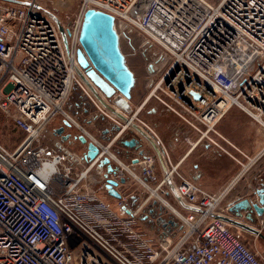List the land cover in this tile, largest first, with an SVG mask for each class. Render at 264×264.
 Instances as JSON below:
<instances>
[{
	"label": "built area",
	"instance_id": "obj_1",
	"mask_svg": "<svg viewBox=\"0 0 264 264\" xmlns=\"http://www.w3.org/2000/svg\"><path fill=\"white\" fill-rule=\"evenodd\" d=\"M16 1L0 0V111L24 135L13 150L0 144V264H264L233 227L215 218L220 196L181 176L166 152L167 172L150 186V159L139 162L140 177L109 151L110 143L97 142L65 111L75 88L93 102L76 64L84 13L93 9L160 48L164 69L145 102L155 98L198 140L218 147L214 138L224 139L216 127L232 108L264 129V0H78L72 22L60 21L41 0ZM56 118L98 148L92 161L62 140L42 141ZM104 156L118 165L114 179L128 176L142 184L144 195L134 206L122 197L115 210L89 188ZM174 177L175 197L191 211L164 199ZM152 201L171 207L176 238L167 227L151 237L137 225Z\"/></svg>",
	"mask_w": 264,
	"mask_h": 264
},
{
	"label": "rangeland",
	"instance_id": "obj_2",
	"mask_svg": "<svg viewBox=\"0 0 264 264\" xmlns=\"http://www.w3.org/2000/svg\"><path fill=\"white\" fill-rule=\"evenodd\" d=\"M41 4H43L44 7H46L62 22H64L66 18L71 22L74 21L79 12L78 0H41ZM115 29L119 36V47L122 54L124 55L125 63L134 75L135 82L131 91V99L129 103L132 110L137 113L138 119L145 123L147 126L151 127L153 130V127L161 128V126L168 124V121L170 119L175 120L177 123H181L173 113L167 111L165 107L155 98L151 97L145 102L152 88L161 79V75L163 72L162 70L164 69L163 66L165 60L162 57L160 48L149 41L146 36H144L140 31L131 26L125 25L120 21H117L115 23ZM21 60L24 61V57H22ZM88 94L93 100L94 104L88 97L83 95L78 88H75L67 101L65 111L70 114L75 122L78 125L82 126L91 135L92 138H94L100 144H105L104 141L99 137V131L104 127V125H107L109 123L108 120L110 114H108L103 109L104 107L99 103V101L92 95L90 91ZM81 96H83V98ZM78 98L79 100H77ZM100 110L109 115L108 119H106L103 123H101L99 119L101 115H104L100 112ZM227 114L228 117H226V115L224 119H222L223 121L221 120L219 122L216 130H218V128L220 127L223 131L227 132L229 136L223 135L226 139H242L243 141H245V143L253 142L257 137L254 135V133H249L247 132V130H245L247 123H252L255 128H259L260 131L263 132V137L259 140L261 144L263 143L262 147H260L261 153L264 148V129H262L259 125H257L253 120L248 118L237 108H232ZM60 127H63V123L59 118H56L42 132V141L46 144H50L54 141L62 140L61 137L55 133V130L59 129ZM76 131L77 130L74 129V127L69 129L67 128L65 129L63 134H69L70 141L72 138L74 139V137L78 136ZM23 135L24 134L14 126L11 121V117L5 115L0 111V144L8 150H13L19 144L20 140H22L21 138ZM73 144L74 148H70V150H72L73 153H75L77 156H80L79 154L85 149L86 145L78 143L77 140L73 142ZM238 149L240 151L231 149L230 152L234 157L242 158L243 153H245V149ZM261 156L264 157V154H262ZM139 176L142 177L143 175L139 174ZM91 177L93 178V180L91 179L93 181L92 184L97 181L96 190L99 197L101 198V193L105 191L103 186V184L105 183L103 181V176L101 175L100 171L93 168ZM127 180V182H129V185L126 187L124 186L123 189H129L128 191L130 192V194H134L133 197H135L136 201L139 202L140 198H142V196L144 195V188L142 184H140L136 179L130 177ZM163 197L166 201H168L170 205H172L169 199L170 197ZM128 202L129 204H132V202ZM114 203V206L111 207L117 210V200H115ZM160 207L161 212L164 214L163 218L165 222L170 218L174 220V217L170 214L169 209L162 206ZM145 213V211H141L139 213L137 225L146 233H150L149 230L153 227L147 225L146 221L143 220ZM160 228L162 227H154L153 229H156L158 231V229ZM172 231V234H168H170L173 238H176L178 229Z\"/></svg>",
	"mask_w": 264,
	"mask_h": 264
},
{
	"label": "crops",
	"instance_id": "obj_3",
	"mask_svg": "<svg viewBox=\"0 0 264 264\" xmlns=\"http://www.w3.org/2000/svg\"><path fill=\"white\" fill-rule=\"evenodd\" d=\"M226 115L225 116L228 117V114ZM153 128L154 130L150 127L160 140V144H157L154 139L153 141L161 149L163 156L164 152L167 153L169 162L172 166H176V171L181 176L194 181L209 194L220 196L216 216L224 215L236 219L240 223L249 227H256L258 231L260 229L262 230L261 233L263 232L264 227L261 228L260 221L264 219V215L261 218H258L257 225H252L243 218L237 219L228 211V209L237 201L249 198L256 183L264 180V157L259 154L260 147H262L263 144H261L259 140L263 137V132L260 131L259 128H255L252 123H247L245 130L249 133H254L257 138L253 142L245 143L242 139H226L224 136L228 135L227 132L219 127V133L224 140L214 138L218 147L206 140H198L195 133L190 131L183 124L177 123L172 119L168 121V124L161 126V128ZM66 145L69 149L74 148L73 142H67ZM230 148L236 151H240L238 148H243V150L245 149V153L242 152V158L234 157L230 152ZM85 149L79 154L82 158ZM126 149L128 156H123V158L117 156L121 160L123 166L130 167L135 174L143 175L144 166L142 163H139L141 160L150 159L153 162L154 170L152 174L154 179L151 178L152 180H149L150 178H148V184L155 186L163 177L164 173L162 167L157 161L154 151L145 143L143 153L134 149ZM131 164H133V166H131ZM111 178H114V176H111ZM103 181L105 182L104 178ZM177 181L178 179L174 177L173 183L168 187L169 192L166 196L170 197L169 199L172 203V207L183 212L191 211L192 208L190 206L178 201L175 195L171 193V190H173ZM96 185L97 181L94 184L89 185V188L96 189ZM128 185L129 182L122 185L119 184L115 189L122 196L133 197L134 194H130L128 191L129 189H123L124 186L126 187ZM101 195L102 200L110 206H114L115 199L109 197L105 191L101 193ZM255 199V197L252 198L254 202L256 201ZM129 205L134 206L133 204ZM241 214L244 215L243 213ZM232 229L239 236L240 240L252 250L259 252L264 248V242L259 236L235 228ZM149 231L150 233L148 234L151 237H158L161 233V231H157L156 229H150Z\"/></svg>",
	"mask_w": 264,
	"mask_h": 264
},
{
	"label": "water",
	"instance_id": "obj_4",
	"mask_svg": "<svg viewBox=\"0 0 264 264\" xmlns=\"http://www.w3.org/2000/svg\"><path fill=\"white\" fill-rule=\"evenodd\" d=\"M5 1L16 4L21 3L16 0ZM54 19L57 22L63 44L66 47V38L63 30L61 29L58 20L55 17ZM115 23L116 22L111 15L97 10L88 9L84 13L79 33L80 48L76 52V64L79 69V78L92 95L103 107L110 110L119 119L125 121L126 116H129L132 113L129 101L131 99V91L135 80L133 73L125 63L124 55L120 50L119 36L115 29ZM190 94L195 98L199 97V95L194 92H190ZM63 125L69 126L67 122H63ZM62 131L63 128H59L55 130V133L62 136ZM139 135H141L142 138L137 141V145L134 146L133 143H129L126 144V147L143 153V140L145 144L154 151L157 161L165 174L167 168L164 164L161 149L147 133L139 131ZM62 139L65 141L67 137L62 136ZM77 139L80 143L86 145V153L83 155V159L86 161H92L99 152L98 148L92 143L87 142L86 138L83 136H78ZM98 166H106V173L104 175V189L106 194L115 200H121L122 196L115 188L119 184H125V179L120 178L116 180L111 178V176L116 177L118 170L110 166L109 160L106 157L99 161ZM171 193L175 195L174 190H171ZM254 197L256 198L255 202L252 200ZM122 210L125 214H130L128 210ZM228 211L237 219L243 218L252 225H257L258 218H261L264 215V180L256 183L249 198L237 201L228 209ZM215 218L222 220L235 229L264 238V235L261 232H258L256 227H249L240 223L236 219L224 215H218L215 216ZM170 222L173 223L172 221Z\"/></svg>",
	"mask_w": 264,
	"mask_h": 264
},
{
	"label": "flooded vegetation",
	"instance_id": "obj_5",
	"mask_svg": "<svg viewBox=\"0 0 264 264\" xmlns=\"http://www.w3.org/2000/svg\"><path fill=\"white\" fill-rule=\"evenodd\" d=\"M81 97L83 98V96H81ZM77 100H79V98ZM103 109L108 114H110L111 117L109 115H107V113L104 112L105 114L101 115V117L99 118L100 122L103 123L106 119H108V116H109V120H108L109 123L107 122L108 124L104 125V127L101 128V130L99 131V137L101 138V140L104 141L105 144L110 143L109 151L111 153H113L115 155V157L121 162V160L118 158V156L120 158H123V156L124 157L128 156V152L126 149L128 147H126V144L133 143L134 146L137 145L138 144L137 141L141 140V138H142L141 135H139V131H142V132L147 133V134H148V132L137 122V120H139V119L137 117V113L134 112V110H132V113L129 116H126V120L123 121V120L119 119L116 115H114L107 108L104 107ZM133 115H134V118H133ZM131 117L133 119H132V121L129 122V118H131ZM139 121H141V120H139ZM60 128H63V131L61 133V134H63L65 129H67V128L69 129L71 127H70V125L69 126L63 125V127H60ZM62 136H66L67 139L65 141H63ZM62 136H60V137H61L62 141L66 144L67 142H72V141L75 142L76 140L78 141L77 137L79 135L74 137V139L72 138L70 141H69V139H70L69 134H66V135L63 134ZM87 142H89V141L87 140ZM142 142H143V144L145 143L143 140H142ZM155 142L158 144V142L156 140H155ZM78 143H80V141H78ZM130 150H132V149H130ZM85 153H86V149H85ZM104 157L108 158L107 156H104ZM104 157H102V159ZM108 160H109V164L111 167H113L116 170H119L118 165L115 162L111 161V159H109V158H108ZM105 173H106V166L101 167V175L103 176V178H104ZM120 178L125 179V183L128 181L127 177H125V176H121ZM122 197H125V196H122ZM128 201L132 202V204L134 205L135 204L134 202L136 201V199H135V197H126V202H128ZM143 211L146 212L144 214L143 220L146 221L147 225H150L153 228L154 227H157V228L158 227H162V228L167 227V228H169V230H171V229L176 230L177 229V223L175 222V220H172L170 218L168 221L165 222V220L163 218L164 214L161 212V207L156 202L152 201V202L148 203L144 208H142V212ZM170 221H172L173 223H171ZM153 228H151V229H153ZM262 234L264 235V232H262ZM259 238L264 242V238H261V237H259ZM258 254L264 260V248L261 249L258 252Z\"/></svg>",
	"mask_w": 264,
	"mask_h": 264
},
{
	"label": "bare ground",
	"instance_id": "obj_6",
	"mask_svg": "<svg viewBox=\"0 0 264 264\" xmlns=\"http://www.w3.org/2000/svg\"><path fill=\"white\" fill-rule=\"evenodd\" d=\"M82 18V17H81ZM148 98V97H147ZM165 205V207L167 208V209H170V210H172L171 209V207L169 206V205H167V204H164Z\"/></svg>",
	"mask_w": 264,
	"mask_h": 264
},
{
	"label": "trees",
	"instance_id": "obj_7",
	"mask_svg": "<svg viewBox=\"0 0 264 264\" xmlns=\"http://www.w3.org/2000/svg\"><path fill=\"white\" fill-rule=\"evenodd\" d=\"M22 138H23V136H22ZM22 138H21V139H22ZM20 141H21V140H20Z\"/></svg>",
	"mask_w": 264,
	"mask_h": 264
}]
</instances>
